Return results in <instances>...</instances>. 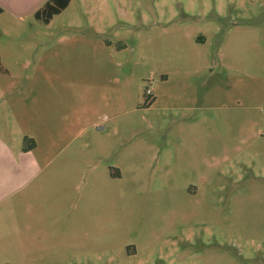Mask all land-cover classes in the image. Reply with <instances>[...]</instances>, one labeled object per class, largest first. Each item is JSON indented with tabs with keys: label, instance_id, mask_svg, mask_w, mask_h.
Segmentation results:
<instances>
[{
	"label": "rangeland",
	"instance_id": "1",
	"mask_svg": "<svg viewBox=\"0 0 264 264\" xmlns=\"http://www.w3.org/2000/svg\"><path fill=\"white\" fill-rule=\"evenodd\" d=\"M14 20L0 79L52 112L43 171L0 203V264H264V0Z\"/></svg>",
	"mask_w": 264,
	"mask_h": 264
},
{
	"label": "crops",
	"instance_id": "2",
	"mask_svg": "<svg viewBox=\"0 0 264 264\" xmlns=\"http://www.w3.org/2000/svg\"><path fill=\"white\" fill-rule=\"evenodd\" d=\"M47 1L0 0V7L3 8L0 17L7 15L12 21L35 17V13ZM0 58L5 69L0 76L11 77L1 49ZM115 78L114 76L113 80H116ZM22 95L27 94L19 89L10 88L0 79V203L18 197L27 178L35 179L43 171L42 163L39 162L42 159L37 154L38 143L49 133L48 123L52 110L47 102H42L38 106L31 98H22ZM38 124L41 126L38 127ZM25 137L35 140L34 149H24ZM113 166L121 168L119 165ZM115 171L116 174L119 172L118 169Z\"/></svg>",
	"mask_w": 264,
	"mask_h": 264
},
{
	"label": "trees",
	"instance_id": "3",
	"mask_svg": "<svg viewBox=\"0 0 264 264\" xmlns=\"http://www.w3.org/2000/svg\"><path fill=\"white\" fill-rule=\"evenodd\" d=\"M71 3V0H48L44 5L35 13V19L43 24H50L51 21L57 16L65 11ZM3 13V8L0 7V15ZM5 69L2 66L0 58V73L4 72ZM146 97V95H145ZM154 99V98H153ZM153 99L146 97V105H150L153 102ZM36 147L35 140L29 137L24 139V149L32 150ZM114 177H120V174H113Z\"/></svg>",
	"mask_w": 264,
	"mask_h": 264
},
{
	"label": "built area",
	"instance_id": "4",
	"mask_svg": "<svg viewBox=\"0 0 264 264\" xmlns=\"http://www.w3.org/2000/svg\"><path fill=\"white\" fill-rule=\"evenodd\" d=\"M146 97L149 99H151L153 97V89L152 88H147Z\"/></svg>",
	"mask_w": 264,
	"mask_h": 264
},
{
	"label": "water",
	"instance_id": "5",
	"mask_svg": "<svg viewBox=\"0 0 264 264\" xmlns=\"http://www.w3.org/2000/svg\"><path fill=\"white\" fill-rule=\"evenodd\" d=\"M101 129V128H100Z\"/></svg>",
	"mask_w": 264,
	"mask_h": 264
}]
</instances>
